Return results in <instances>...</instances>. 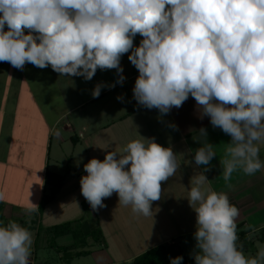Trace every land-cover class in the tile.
I'll return each instance as SVG.
<instances>
[{
    "label": "clouds",
    "instance_id": "1",
    "mask_svg": "<svg viewBox=\"0 0 264 264\" xmlns=\"http://www.w3.org/2000/svg\"><path fill=\"white\" fill-rule=\"evenodd\" d=\"M137 35L142 37L138 46ZM124 54L139 73L132 90L138 105L157 109L162 117L191 96L200 118L209 117L214 129L230 136L219 160L226 182L238 170L253 175L264 168L257 146L264 140V0H0V62L13 68L50 66L59 76L85 81L98 69H115V83L92 89L98 98L103 87L126 79ZM198 132L204 142L193 138L200 145L194 162L203 168L190 178L186 197L196 213L195 264H264V246L258 245L255 256L238 246L240 211L205 175L215 145L205 128ZM142 138L106 152L103 161L84 164L81 194L94 211L116 193L118 205L153 216L161 183L180 165L172 147ZM37 210L31 203L27 212ZM32 245L27 228L0 225V264H30ZM182 261L170 257V264Z\"/></svg>",
    "mask_w": 264,
    "mask_h": 264
},
{
    "label": "crops",
    "instance_id": "2",
    "mask_svg": "<svg viewBox=\"0 0 264 264\" xmlns=\"http://www.w3.org/2000/svg\"><path fill=\"white\" fill-rule=\"evenodd\" d=\"M121 65L124 70L123 75L126 78L122 85L116 84L112 88L103 87L98 98H93L92 94L89 93L85 99L76 103L72 109H67L57 115L54 121L49 119L48 114H45V112L49 113L48 110L45 111L40 108L34 98L30 100L33 94L24 76L25 73H22L24 74L22 79L25 83L17 85L12 90V95H10L12 103L6 108L0 106V153L2 154H0V173L4 178L6 177L5 185L2 187V194L5 192L14 193L15 189L19 191V188L23 194H28L31 187L30 183L33 182L37 175L45 178L46 171L50 170L49 164L55 135H57V144L63 147L65 154L67 136L70 137L72 142L73 136L77 137L74 151L76 150L79 155L81 153L78 145L81 144L82 147L85 142L87 144L85 154L87 155L83 153V160L86 163L92 158L103 161L106 152L120 151L127 143L133 140L143 139L142 137L154 138L160 145L173 148L176 153L177 163L180 165L175 176L161 183L162 195L161 199L156 201L157 206L155 209V211L159 212L161 207L167 205L174 198L177 200L178 193H181L186 198L190 188V178L198 175L202 170L203 166L198 167L194 162V151L200 145L193 138H199L202 143L204 142V137L198 132L203 127L207 130L208 141L215 145L216 157L210 163V170L205 173L213 190L225 192L229 197L230 203L239 209L240 215L236 222L237 224L243 223V229H249L248 236L251 231L250 226H253L254 230L263 229L264 168L253 175H247L238 170L232 174L231 180L226 182L223 179V169L219 160L224 156L225 144L230 141V136L223 133L219 128L214 129L209 117L200 118L196 101L191 96L184 102L182 107L178 109L173 107L170 113L162 117L157 109L150 110L138 105L133 98L132 91L136 80L135 74L138 70L129 61L128 54L122 56ZM106 71L115 75L110 77V75L102 74L104 80L112 81L105 84L115 83L118 79L116 70H104L102 73ZM118 88L120 92L113 93ZM26 91L30 97L28 96L24 99L21 104V96H24ZM118 96L123 99L118 100ZM73 109L86 110L87 115L92 117V122H87L85 117L81 121V126L70 120L64 121V118ZM172 124L176 128L170 127ZM78 132H81V137L78 136ZM257 146L260 148V159L264 162V140L257 142ZM37 152H40L41 155L37 154ZM73 156L74 154L70 158V172L67 174L64 184L51 201L52 205L55 206L56 202L60 200L58 207L53 210L51 215L56 217L59 215L58 212L61 211V213L71 218L67 221H74L82 213L84 207V204L80 203L82 200L79 201L78 195L81 194L80 179L87 173L84 171V166L75 173L72 172V169H74L73 164H71L74 159ZM40 159L41 163L38 166L36 163ZM69 176L71 177L70 179ZM31 180L32 182H30ZM69 184H72V187L68 189L71 191L65 196L66 198L64 197L65 199L63 197L60 199L59 195ZM47 188L48 186L44 181V185L41 187L44 194ZM43 193L41 198L44 195ZM257 193H259V197ZM10 198L3 196V199L0 200L5 203L4 217L7 207L11 206L8 203H12ZM41 198L39 202H41ZM82 198L84 201L83 195ZM186 203L188 206L187 210H189L191 207L187 198ZM38 214L35 212L33 217L36 216V219H32V229L36 231V235H38V227H42L38 220L42 214ZM34 222L38 225H36V228H34ZM133 257L135 258L136 256ZM133 257L131 259L134 260ZM35 258L37 257L35 256ZM67 261L69 262L70 260L67 259ZM30 264L36 263L31 260Z\"/></svg>",
    "mask_w": 264,
    "mask_h": 264
},
{
    "label": "rangeland",
    "instance_id": "3",
    "mask_svg": "<svg viewBox=\"0 0 264 264\" xmlns=\"http://www.w3.org/2000/svg\"><path fill=\"white\" fill-rule=\"evenodd\" d=\"M141 39L142 37L139 38V35H137L134 44L138 46ZM23 72L25 75L22 74ZM102 74L110 75V77L115 75L109 71L102 73L98 69L92 80L85 81L82 77L59 76L50 66L40 69L27 63L23 70H18L7 62H0V106L6 108V106L12 103L10 99L12 98L10 97L12 90L17 85L25 83L22 79V75H24L33 96L30 97L26 91L24 96H21V104L28 96L30 100L34 98L40 108L49 111V113L44 112L46 115L48 114L50 120L54 121L57 115H60L67 109H72L76 103L85 99L97 83L105 84L112 82L111 80H104ZM118 89L113 93L120 92V89ZM29 103L31 102L29 101ZM84 117L87 118V122H92L93 120L92 117L87 115L86 110L73 109L67 114L64 121L70 120L81 126V121ZM77 134L81 137V132ZM56 140L57 135H55L52 147L49 164L50 171L65 174L66 165L70 163V158L73 154L74 159L71 164H73L74 169H72V172L75 173L77 170L82 169V166L86 164L83 157L87 144L84 142L82 147L81 144L78 145L79 152L81 153L79 155L76 150L74 151L75 142H72L70 137L67 136L65 154V150L57 144ZM37 154L41 155L40 152H37ZM40 163L41 159L37 160L36 165L39 166ZM44 181L45 178L43 176L37 175L33 182L32 180L30 181L32 183H30L31 187L28 194H23L20 188L19 191L15 189L14 193L5 192L3 194V196L11 197L10 200L12 202L8 203L11 206L7 207L5 211V217L2 221L4 226L9 222H16L23 227H27V223L33 226L31 223L32 219H36L33 217V214L39 212L37 210L29 214L27 209L31 207V203L39 206V200L43 193L41 187H43ZM5 182L6 177L4 178L0 173V193H2V187L5 185ZM71 187L72 184H69L63 190L59 195L60 199L62 197L63 199L66 198L65 196L71 191L68 189ZM48 188L50 187L48 186ZM48 188L45 194L50 193V189ZM257 196H260L259 193H257ZM78 197L79 201L82 200L80 203L84 204V207L82 213L74 220L76 221L74 226L77 229L76 237L73 235H63L56 238L54 242L50 238L51 234L45 237L43 232H39L36 235V231L30 229L29 231L33 236L30 262L33 260L36 264H135L134 260L131 259L133 256L140 255L157 245L169 243V245L176 244V246L183 248L187 256L192 260V264H195L191 253L196 244L193 235L196 231V213L192 208L187 210L186 198L181 193H178L177 200L174 198L167 205L161 207L159 212L155 211L157 206L156 201L152 202L153 216L148 217L134 214L130 205H118V195L116 193H113L110 198H105L103 202L106 207L98 211H94L86 199L83 201L82 194L78 195ZM260 198L262 199V197ZM59 201L56 202L57 204L55 203V206L52 205V202H49L45 205L43 211L39 213L42 214L38 220L43 229L71 219L69 216L61 213V211L58 212L59 215L56 217L51 215L53 210L58 207ZM36 225L37 223L34 222V228H36ZM90 229L92 230L91 232ZM94 230H96L95 233ZM250 230L248 237L253 241V246L250 248V251L244 252V254L246 256H255L258 251V245L264 246V238H262V229L254 230V227L250 226ZM71 245L73 248L68 252L72 253L73 256L68 253L63 258V252H58L57 247ZM82 250L89 252L81 256L75 254V252ZM67 259L70 261L68 262Z\"/></svg>",
    "mask_w": 264,
    "mask_h": 264
},
{
    "label": "trees",
    "instance_id": "4",
    "mask_svg": "<svg viewBox=\"0 0 264 264\" xmlns=\"http://www.w3.org/2000/svg\"><path fill=\"white\" fill-rule=\"evenodd\" d=\"M77 137L73 136V141L75 142ZM70 172V163L66 165V173L65 174H60V173H54L50 170L46 171L45 174V184L50 187V193L49 194H44L42 197V200L39 204V213H41L45 207L46 204L51 202L58 190L62 187L64 184L67 174ZM5 207V203L0 201V225H3V219H4V214L3 210ZM36 218V216H35ZM76 221H67L64 223H59L55 224L52 226H48L46 228H41L38 227V234L39 232H43V235L46 237L47 235L51 234L50 238L53 239L55 242L56 238L63 236V235H73L76 237L77 235V229L75 228L74 224ZM32 223V222H31ZM243 224L239 223L237 224V235H238V241L237 244L240 246L243 250V252H248L250 251V248L253 246V241L248 237V231L242 228ZM27 228L28 230L32 229L33 226L30 223H27ZM92 230L90 229V232ZM90 232H88L90 234ZM96 230H94V233ZM262 238H264V228L262 229ZM53 244V243H51ZM71 246H60L57 247L58 252H63V258L66 257L69 253V255L72 253L68 252L71 250ZM89 251L87 250H82V251H77L75 254L77 256H81L83 254L88 253ZM70 256V258H72ZM176 256H182L183 261L182 264H192V260L187 256L186 252L184 251L183 248L176 246V244H160L155 247H152L145 251L144 253L136 256L134 258V263L135 264H170V257H176Z\"/></svg>",
    "mask_w": 264,
    "mask_h": 264
},
{
    "label": "built area",
    "instance_id": "5",
    "mask_svg": "<svg viewBox=\"0 0 264 264\" xmlns=\"http://www.w3.org/2000/svg\"><path fill=\"white\" fill-rule=\"evenodd\" d=\"M138 75H139V73H138V71L136 72V74H135V78H137L138 77Z\"/></svg>",
    "mask_w": 264,
    "mask_h": 264
}]
</instances>
